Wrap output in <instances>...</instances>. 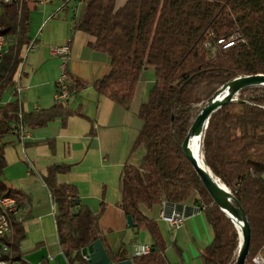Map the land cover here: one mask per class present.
<instances>
[{
  "label": "trees",
  "instance_id": "1",
  "mask_svg": "<svg viewBox=\"0 0 264 264\" xmlns=\"http://www.w3.org/2000/svg\"><path fill=\"white\" fill-rule=\"evenodd\" d=\"M60 1V11H72L74 29L94 39L90 47L111 58L110 73L94 84L98 94L129 111L143 73L155 72L154 85L137 113L141 128L132 147L145 154L139 165L123 167L119 186V207L138 232L151 236V253L133 256L125 245L112 252L100 228L104 205L97 213L83 205L77 186L58 180L71 166L53 164L42 181L55 205L60 251L67 264H89L82 252L98 239L113 262L171 264L159 222L146 214L155 207L161 210L164 203H193L204 213L213 239L202 255L203 264H234L238 229L209 196L184 156L182 143L197 116L194 107L203 101L196 93L200 86L221 88L240 77L264 74V0H126L121 6L118 0ZM32 12L25 0L20 11L16 0L0 7V33L9 41L0 59V199L13 197L18 207L13 233L1 238L0 259L11 262L22 256L23 223L32 216L34 200L5 177L10 144L6 138L56 120L65 125L75 114L60 102L48 109L24 110L18 85L34 42ZM236 36L242 41L233 47L218 45V40ZM67 80L72 95L85 87L69 75ZM10 91L14 99L3 102ZM47 143L53 147L54 140ZM201 152L246 212L251 227L246 263L255 264L252 260L264 254V87L242 90L237 101L211 116Z\"/></svg>",
  "mask_w": 264,
  "mask_h": 264
},
{
  "label": "crops",
  "instance_id": "2",
  "mask_svg": "<svg viewBox=\"0 0 264 264\" xmlns=\"http://www.w3.org/2000/svg\"><path fill=\"white\" fill-rule=\"evenodd\" d=\"M25 1L33 12L41 6L44 8L38 19L41 29L30 33L34 42L18 85L24 110L34 112L56 104L64 58L52 55V47L69 45L67 73L83 82L85 87L64 104L75 112L65 125L56 120L46 127L27 129L24 139L23 134L6 138L10 144L5 150V177L30 193L34 200L32 216L23 223L26 237L20 243L22 256L11 264H40L45 259L50 264H67L60 251L55 205L42 181V176L53 164L71 166V170L60 174L58 180L76 185L83 205L95 213L104 205L100 228L106 246L117 253L125 245L132 254L140 235L144 244L151 245L152 239L146 231L138 232L134 226L130 227L119 207L120 177L127 163L139 165L144 157L142 148L132 151V147L141 128L137 113L154 85L155 72L148 69L143 73L133 108L124 110L96 92L94 84L111 71V58L94 51L90 47L94 39L74 29L72 11H60L62 2L57 9L49 10L48 6L55 0L49 4L40 0ZM125 2L118 0V5ZM8 93L9 102L14 98L12 91ZM49 140H54L53 147L47 143ZM184 208L186 218L177 231H171L160 218L159 207L147 210L146 214L159 222L167 246L165 254L171 264H203L202 255L213 239L212 228L202 210L193 203Z\"/></svg>",
  "mask_w": 264,
  "mask_h": 264
},
{
  "label": "water",
  "instance_id": "3",
  "mask_svg": "<svg viewBox=\"0 0 264 264\" xmlns=\"http://www.w3.org/2000/svg\"><path fill=\"white\" fill-rule=\"evenodd\" d=\"M249 87H264V74L237 78L217 90L193 120L191 128L182 143L184 156L191 163L209 196L234 221L238 229L240 243L234 264H246L249 257L251 245L250 223L243 207L228 187L211 171L205 161V166L199 163L193 152L192 145L196 138L201 140L202 143L211 116L224 105L237 101V96L240 95V92ZM177 206L180 210H186L184 205ZM127 220L129 226L132 227V218L127 217ZM239 223L241 224L240 226L238 225ZM82 254L89 264H133L131 260L113 262L100 239L84 249Z\"/></svg>",
  "mask_w": 264,
  "mask_h": 264
},
{
  "label": "built area",
  "instance_id": "4",
  "mask_svg": "<svg viewBox=\"0 0 264 264\" xmlns=\"http://www.w3.org/2000/svg\"><path fill=\"white\" fill-rule=\"evenodd\" d=\"M21 1V6L23 0ZM6 0H0V7L2 3H5ZM43 3L49 4L52 0H42ZM242 39L238 36L232 37L230 40L220 39L218 40V45L222 49H229L233 47L236 43H239ZM5 53V35L0 33V55ZM51 53L54 56H60L64 58V63L61 66V76L57 83V93H56V102L67 103L72 96L71 91L68 87V73L66 70V62L70 54L69 45L55 46L51 48ZM24 134L22 135L24 139ZM17 207V204L14 200H5L4 198L0 199V248H1V238L6 234L5 229V217L6 215H12V211ZM160 218L164 220L170 227L171 231H177L182 225L186 218V210H180L178 206L164 203L161 211ZM151 245L135 243L133 245V256H145L151 253ZM253 262L255 264H264V256L258 255L254 258ZM0 264H11V261L0 259Z\"/></svg>",
  "mask_w": 264,
  "mask_h": 264
},
{
  "label": "rangeland",
  "instance_id": "5",
  "mask_svg": "<svg viewBox=\"0 0 264 264\" xmlns=\"http://www.w3.org/2000/svg\"><path fill=\"white\" fill-rule=\"evenodd\" d=\"M59 5L61 6V1L60 0H55L53 5L48 6V9L49 10L50 9L51 10L57 9V7H60ZM42 8H44V7L43 6L39 7V10H37V11L34 10V12L32 14L33 20L31 22L30 33L36 32L39 29V27H40V25L38 23V19L42 15V11H43ZM40 29H41V27H40ZM150 72L153 73L151 69H150ZM219 88L220 87H218V86L208 87V86L204 85V86H200L197 89V92H196L197 96H198L199 99H201L203 101L201 103L195 105L194 111H195L196 114H198L201 111V109L204 107L203 104L205 102L207 103L209 101V99L214 95V93H215L214 91L219 90ZM9 96H10V93L5 94L4 97H3V102H8L7 99L9 98ZM237 97H239V96H237ZM201 154H202V152H201ZM138 243L139 244H144L145 243L144 238H143L142 235H140ZM259 255H261V254H259ZM261 256H264V254L261 255ZM253 260H252V262H253ZM246 264H250V263H246Z\"/></svg>",
  "mask_w": 264,
  "mask_h": 264
},
{
  "label": "bare ground",
  "instance_id": "6",
  "mask_svg": "<svg viewBox=\"0 0 264 264\" xmlns=\"http://www.w3.org/2000/svg\"><path fill=\"white\" fill-rule=\"evenodd\" d=\"M11 0H6L5 3L9 2ZM18 3V10H21V1L20 0H16ZM9 45V41L8 38L5 36V52L6 49ZM3 57V55H0V59ZM201 140H199L198 138L194 139L193 141V145H192V149L194 154L196 155L197 160L199 161L200 164H202V166L204 165V158L201 154ZM5 200H14L16 203V200L13 197H5ZM17 204V203H16ZM18 211V207L14 208V210L12 211V215H6L5 217V229H6V234H12L13 233V216L17 213ZM239 226L241 225L240 223L238 224Z\"/></svg>",
  "mask_w": 264,
  "mask_h": 264
}]
</instances>
